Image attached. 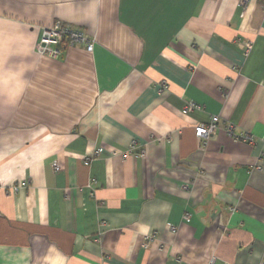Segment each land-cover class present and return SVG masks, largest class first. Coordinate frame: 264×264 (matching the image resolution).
<instances>
[{
  "label": "crops",
  "instance_id": "0c3cea01",
  "mask_svg": "<svg viewBox=\"0 0 264 264\" xmlns=\"http://www.w3.org/2000/svg\"><path fill=\"white\" fill-rule=\"evenodd\" d=\"M56 20L93 49L39 56ZM226 262L264 264V0H0V264Z\"/></svg>",
  "mask_w": 264,
  "mask_h": 264
},
{
  "label": "built area",
  "instance_id": "2783aa9c",
  "mask_svg": "<svg viewBox=\"0 0 264 264\" xmlns=\"http://www.w3.org/2000/svg\"><path fill=\"white\" fill-rule=\"evenodd\" d=\"M246 1V0H242ZM74 44H81L84 46V48L88 51H91L93 49L94 45V39L93 37L87 35L86 33L72 27L69 23H64L60 20L54 21L52 24L48 26H43L41 28V33L39 36L38 41L35 44V52L39 56H48L51 58H58L62 51L67 47H72ZM163 87L166 88V82H162ZM188 106L190 108L198 109L199 105L193 101H190L188 103ZM221 122L220 118L217 115H212L208 122L206 123H199L195 124L194 126V134L196 137L201 139H209V137L215 133L217 128L219 127V123ZM224 130L235 140H243L247 141L248 143H253L254 138L251 134L247 132H241L236 133L234 131V124L231 122H225L223 124ZM158 142H161L162 139H158ZM138 145L135 141H131L128 147V151L132 152L134 151ZM98 152V151H97ZM96 152V153H97ZM140 155H144L145 151L144 149L139 150ZM54 169L58 170L59 167L55 163ZM185 187H188V185H185ZM14 191L18 190V187L13 188ZM230 211H234L235 208L230 207ZM184 219L186 221L189 220V214L184 215ZM169 228L174 231L176 230L175 226L169 225ZM225 264H233L230 262H226Z\"/></svg>",
  "mask_w": 264,
  "mask_h": 264
}]
</instances>
